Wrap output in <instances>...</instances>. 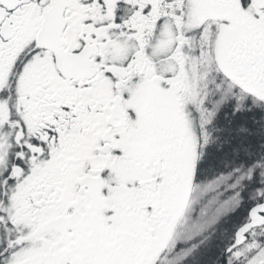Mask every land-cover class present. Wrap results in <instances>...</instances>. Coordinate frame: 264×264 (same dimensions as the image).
<instances>
[{"label": "snow or ice", "instance_id": "6c2138e0", "mask_svg": "<svg viewBox=\"0 0 264 264\" xmlns=\"http://www.w3.org/2000/svg\"><path fill=\"white\" fill-rule=\"evenodd\" d=\"M0 264H264V0H0Z\"/></svg>", "mask_w": 264, "mask_h": 264}]
</instances>
